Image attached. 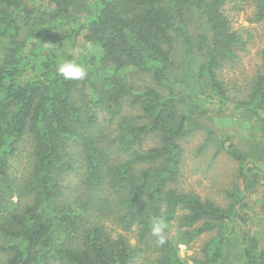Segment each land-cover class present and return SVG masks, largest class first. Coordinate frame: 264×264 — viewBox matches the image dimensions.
Returning <instances> with one entry per match:
<instances>
[{"label":"trees","instance_id":"1","mask_svg":"<svg viewBox=\"0 0 264 264\" xmlns=\"http://www.w3.org/2000/svg\"><path fill=\"white\" fill-rule=\"evenodd\" d=\"M226 1L0 0V264H188L179 245L212 230L196 264H230L235 245L239 264H264L244 211L260 181L264 49L244 97L229 98L220 71L250 34L232 28ZM253 1L250 21L264 20V0ZM72 59L85 79L57 73ZM212 113L243 123L248 147L217 131ZM198 130L238 162L227 207L176 187L181 140ZM22 146L19 178L11 160ZM154 218L168 225L163 245Z\"/></svg>","mask_w":264,"mask_h":264},{"label":"rangeland","instance_id":"2","mask_svg":"<svg viewBox=\"0 0 264 264\" xmlns=\"http://www.w3.org/2000/svg\"><path fill=\"white\" fill-rule=\"evenodd\" d=\"M224 11L229 17L234 30L240 32L244 37L247 33L250 34V37L247 35L249 40L245 49L238 53L234 62H228L219 75L229 98L240 99L244 97L249 80L253 77L261 62L260 51L264 49V20L250 21V17L253 16L255 11L253 0H227ZM77 42L79 44V41ZM135 81L138 84L143 83V80L138 78H135ZM125 106L127 110L133 109L127 104ZM132 111L136 110L133 109ZM226 111L229 112V110ZM211 115L213 120L210 121V124L219 127L216 128L217 131L233 133V141L238 143L239 147L242 149L248 147L246 138L249 137V133L245 131L243 123L239 124L229 115L213 113ZM205 139L204 130H198L181 140L183 148L182 165L176 187L181 191L194 192L201 199H210L222 207H227L229 199L226 191L241 187L238 162L226 154L224 150L215 154L216 148ZM155 143V138H148L144 143V148L151 147ZM18 152L11 160V170L17 177L21 178L29 170L28 147L22 146ZM260 158L257 161L260 170V181L256 183L250 192L246 201L247 207L244 211L248 215V224L252 233L264 246V142ZM106 224L112 235L122 232L115 223L108 221ZM215 233L214 230L204 232L195 238L188 247L184 245L183 249L180 247L183 244H180V256L188 264H196V261L203 258V245ZM126 234L130 238V242L135 244L134 232L131 231ZM233 237L236 241L240 240L237 228ZM231 250L230 264H239L236 245L231 247ZM132 264H147V262L139 256Z\"/></svg>","mask_w":264,"mask_h":264},{"label":"clouds","instance_id":"3","mask_svg":"<svg viewBox=\"0 0 264 264\" xmlns=\"http://www.w3.org/2000/svg\"><path fill=\"white\" fill-rule=\"evenodd\" d=\"M80 49L74 53V55L80 53ZM56 71L59 75L63 77L66 81H79L83 80L87 76V71L82 67L75 59L65 60L57 65ZM168 227L167 223L159 218H154L151 225L150 231L151 235L156 238L158 245H163L166 243L168 236L165 232V229ZM181 249L184 248V245L180 246Z\"/></svg>","mask_w":264,"mask_h":264}]
</instances>
